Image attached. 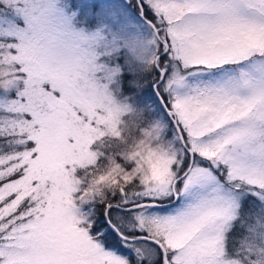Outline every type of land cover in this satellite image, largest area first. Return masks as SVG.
<instances>
[{
	"label": "snow or ice",
	"instance_id": "snow-or-ice-1",
	"mask_svg": "<svg viewBox=\"0 0 264 264\" xmlns=\"http://www.w3.org/2000/svg\"><path fill=\"white\" fill-rule=\"evenodd\" d=\"M0 264H264V0H0Z\"/></svg>",
	"mask_w": 264,
	"mask_h": 264
}]
</instances>
